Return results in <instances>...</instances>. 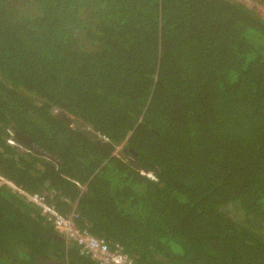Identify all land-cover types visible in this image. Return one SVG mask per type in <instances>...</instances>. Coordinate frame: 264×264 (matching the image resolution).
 <instances>
[{"label": "trees", "instance_id": "obj_1", "mask_svg": "<svg viewBox=\"0 0 264 264\" xmlns=\"http://www.w3.org/2000/svg\"><path fill=\"white\" fill-rule=\"evenodd\" d=\"M0 178V264H95L24 194L133 264H264V19L236 0H0Z\"/></svg>", "mask_w": 264, "mask_h": 264}, {"label": "built area", "instance_id": "obj_2", "mask_svg": "<svg viewBox=\"0 0 264 264\" xmlns=\"http://www.w3.org/2000/svg\"><path fill=\"white\" fill-rule=\"evenodd\" d=\"M100 137L108 143L105 137ZM24 195L40 208L41 215L53 225L57 234L64 239L66 244L74 243L78 246L80 255L85 256L95 264H133L132 260L122 252L120 246L114 245L110 248L104 240L78 228L76 221L79 215L76 209L67 215H62L53 205L47 204V198L44 195ZM74 207H76V203L72 204L71 209Z\"/></svg>", "mask_w": 264, "mask_h": 264}, {"label": "water", "instance_id": "obj_3", "mask_svg": "<svg viewBox=\"0 0 264 264\" xmlns=\"http://www.w3.org/2000/svg\"><path fill=\"white\" fill-rule=\"evenodd\" d=\"M61 119L64 120L65 122H68V120L64 117V116H61ZM79 129L81 130V132H84L86 133L88 136L90 137H95L96 141L98 144H101V145H105L107 150L109 152H111V154L113 155L116 151V147H114L113 145H110V144H107L99 135L93 133L92 131L90 130H86V129H82L81 128V125L80 124H77ZM17 138L19 139V141H21L28 149H30L34 154H37V155H40V156H45L47 158H51L53 160H56L54 158V156L44 152L43 150L39 149L38 147H36L28 138L26 137H22V136H19L17 135ZM122 151V150H121ZM118 152L117 153V156L120 157V158H124V153L123 152ZM50 264V263H49Z\"/></svg>", "mask_w": 264, "mask_h": 264}, {"label": "rangeland", "instance_id": "obj_4", "mask_svg": "<svg viewBox=\"0 0 264 264\" xmlns=\"http://www.w3.org/2000/svg\"><path fill=\"white\" fill-rule=\"evenodd\" d=\"M236 1L243 3L248 8L254 9L264 19V0H236ZM71 127H72V124H71ZM121 150H122L121 147L119 148L116 147V150H115L116 152L114 154H117Z\"/></svg>", "mask_w": 264, "mask_h": 264}, {"label": "clouds", "instance_id": "obj_5", "mask_svg": "<svg viewBox=\"0 0 264 264\" xmlns=\"http://www.w3.org/2000/svg\"><path fill=\"white\" fill-rule=\"evenodd\" d=\"M62 116H63V115H62ZM64 117H65V116H64ZM65 118H66V117H65ZM66 119L68 120V122H67L68 124H72V125H74V124H73L74 121H72V120H71L70 118H68V117H67ZM77 127H78V125H77ZM78 128H79V127H78Z\"/></svg>", "mask_w": 264, "mask_h": 264}, {"label": "bare ground", "instance_id": "obj_6", "mask_svg": "<svg viewBox=\"0 0 264 264\" xmlns=\"http://www.w3.org/2000/svg\"><path fill=\"white\" fill-rule=\"evenodd\" d=\"M0 183H5V184H7V185H9V186H11L12 184H10V183H8V182H6L5 180H3V179H1L0 178ZM54 228V227H53ZM55 230V229H54ZM57 233V232H56Z\"/></svg>", "mask_w": 264, "mask_h": 264}]
</instances>
